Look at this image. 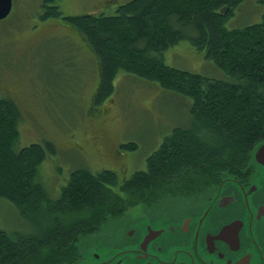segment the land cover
<instances>
[{
  "label": "trees",
  "instance_id": "trees-1",
  "mask_svg": "<svg viewBox=\"0 0 264 264\" xmlns=\"http://www.w3.org/2000/svg\"><path fill=\"white\" fill-rule=\"evenodd\" d=\"M43 1L42 18L60 17L95 52L99 83L94 102L107 98L118 71L126 70L189 97L191 124L168 133L145 169L125 179L110 168L75 169L51 199L38 170L56 145L45 140L17 148L21 111L11 96L0 97V196L34 225L28 231L0 228V264H80L84 239L105 218L125 210L113 209L114 201L157 200L170 186L159 183L162 175L199 163L207 165L206 173L216 166L238 170L229 163L252 160V150L264 139V11L260 21L230 27L245 0H129L113 14L78 15H64L57 0ZM183 39L203 51L221 76L168 64L164 51ZM125 146L134 149L137 143ZM215 157V163L205 162Z\"/></svg>",
  "mask_w": 264,
  "mask_h": 264
},
{
  "label": "rangeland",
  "instance_id": "rangeland-1",
  "mask_svg": "<svg viewBox=\"0 0 264 264\" xmlns=\"http://www.w3.org/2000/svg\"><path fill=\"white\" fill-rule=\"evenodd\" d=\"M127 1L57 0V3L64 15H78L113 14L119 4ZM43 3V0H13L11 12L0 20V97L11 96L19 105L17 148L45 140L56 145V151L47 153L38 170V179L54 199L75 169L110 168L121 179L145 169L148 156L160 147L168 133L191 124V100L153 80L119 70L114 78V91L102 102H94L99 83L95 52L60 17L42 18L46 10ZM241 9L228 26L262 20L264 6L259 0H245ZM164 60L172 66L212 77H220L222 72L189 39L166 49ZM263 141L255 145L252 154ZM129 142L137 143V147L127 148L125 144ZM218 159L205 162L215 163ZM206 166L199 163L178 173L162 175L159 183L166 189L170 186L158 194L157 200L141 196L144 203L122 205L114 201L113 209L124 206L125 210L105 218L94 232L97 234L84 239H88L87 249L92 252L99 240L111 243L121 234L127 236L128 230L138 232L137 223L145 215L161 222L167 206L188 203L193 193H204L205 187L215 190L225 176L250 177L253 164L251 157L247 162L240 159L229 163L238 170L216 166L206 170L211 175L203 172ZM189 175L196 181L189 180ZM186 186L195 189L185 194ZM33 226L30 218L24 217L8 198L0 196V228L28 231Z\"/></svg>",
  "mask_w": 264,
  "mask_h": 264
},
{
  "label": "flooded vegetation",
  "instance_id": "flooded-vegetation-1",
  "mask_svg": "<svg viewBox=\"0 0 264 264\" xmlns=\"http://www.w3.org/2000/svg\"><path fill=\"white\" fill-rule=\"evenodd\" d=\"M252 164L250 177L225 176L215 190L167 206L161 222L145 215L138 232L99 240L91 252L94 233L80 264H264V164L255 154ZM193 189L186 186L185 194Z\"/></svg>",
  "mask_w": 264,
  "mask_h": 264
},
{
  "label": "water",
  "instance_id": "water-1",
  "mask_svg": "<svg viewBox=\"0 0 264 264\" xmlns=\"http://www.w3.org/2000/svg\"><path fill=\"white\" fill-rule=\"evenodd\" d=\"M12 7H13V0H0V20L9 15V13L12 10ZM254 154L257 161L264 164V143L259 145V147L257 148ZM234 225L235 224H232L229 228L233 227Z\"/></svg>",
  "mask_w": 264,
  "mask_h": 264
}]
</instances>
